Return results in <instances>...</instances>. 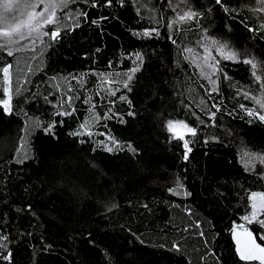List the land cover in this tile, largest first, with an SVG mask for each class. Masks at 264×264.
<instances>
[{"label": "trees", "instance_id": "obj_1", "mask_svg": "<svg viewBox=\"0 0 264 264\" xmlns=\"http://www.w3.org/2000/svg\"><path fill=\"white\" fill-rule=\"evenodd\" d=\"M97 2L59 9L55 41L41 35L11 57L0 52V69L19 52L39 49L41 60L12 83V114L0 108V257L11 253L0 264H260L239 258L230 230L249 211L248 192L264 194V163L245 155H264V122L245 111L264 114V90L243 63L254 59L264 81V5L222 0L225 12L215 0H188L201 15L170 29L188 10L181 0ZM100 17L108 19L91 23ZM142 28L160 35H133ZM230 51L238 59L224 58ZM3 86L0 70V100ZM25 117L32 131L21 163L13 155ZM169 120L196 135L174 138ZM53 123L55 136L46 135ZM259 220L264 213L244 225L264 246Z\"/></svg>", "mask_w": 264, "mask_h": 264}, {"label": "snow or ice", "instance_id": "obj_2", "mask_svg": "<svg viewBox=\"0 0 264 264\" xmlns=\"http://www.w3.org/2000/svg\"><path fill=\"white\" fill-rule=\"evenodd\" d=\"M69 2H74V0H36L35 3L31 2V0H4L3 8L4 13H0V24H4L5 27H0V37H3L5 39V43L0 44V49H7L6 54L7 56L11 57L13 56V51L10 47H8L9 44L12 43H18V40L13 39L14 36H19V40H24L26 38L25 33L22 31V29H27V36H32L33 33L36 34V38H39L41 35L45 37H49L53 41L58 39L61 35V29L59 27V20L57 18V12L59 9L67 8ZM85 4H91V7L96 8L99 7V4L97 0H83ZM121 6L124 5L126 0H119ZM181 3L188 7V10L183 11V14L177 13V16L174 20L169 22L167 24V27L172 29L175 27L176 24L180 23H186L188 21H192L197 19L201 13L191 9V7L188 5V0H181ZM215 3L217 5H220L222 8H224L225 12H229L230 9L225 7L222 0H215ZM261 5H264V0H260ZM39 4H43L44 7L41 11H36ZM113 0H105V7H112ZM13 11H18L20 13L21 17H26L16 19L13 18L14 22L9 23V17L8 13H11ZM173 11H176L173 9ZM211 11V9H209ZM257 11L264 12V7H261L257 9ZM138 14H140V8H137ZM80 17H83V19L87 20L88 13L81 11L78 14ZM108 19V17H100L97 20H93L91 23L96 25L97 27L100 26L101 21ZM49 25L55 26L54 30L51 32L49 31H43V29L47 28ZM79 21L76 22L75 27H79ZM264 27V25H262ZM250 31H254V29H249ZM206 31V30H205ZM155 34L157 37L160 35L159 30L156 28L153 29H145L142 33L140 32H134L133 35H136L140 38H151ZM171 38V37H170ZM213 44L218 45V51L223 54L226 50H228V45L224 43H220L219 41H216L213 39ZM173 43H175V40H173ZM186 52L191 53L193 50L191 48L184 49ZM99 51V49H97ZM207 51V49H205ZM136 60L140 61V63H143V57L141 54L136 53ZM238 53L235 51H230L227 56L224 58L226 59H238ZM135 63V61H134ZM218 63V62H217ZM243 63L251 65L252 68V75L254 76L255 80L260 83V87L262 90H264V81H262V75L257 73L258 63L254 59H245L243 60ZM213 68V75H215V72L218 71L217 64L213 63L212 65H209ZM12 68L11 64H8L4 66L2 69L3 75H4V82L5 84H8L9 82V73L10 69ZM136 71H139V65L131 70V72L134 74ZM262 71H264V68H262ZM133 79V76L131 74L128 75L127 81L124 83V87H129V82ZM210 79V78H209ZM210 82L215 84V81H212L210 79ZM213 91H216V88L213 87ZM4 95L7 97L6 99L0 100V108H2L5 115H11L13 112V107L11 103V96L9 95V88L4 87L3 89ZM17 94H19V90L17 89ZM114 94V93H112ZM245 96H247V93H245ZM121 99H126V97H121ZM129 103H131L129 101ZM256 103L260 106V108H264V98L256 99ZM213 107H216L213 105ZM241 107H244L243 105ZM247 114L249 116H257L258 119L262 122H264V114H259L256 111L252 109H245ZM60 115H70V113H59ZM128 115L132 116L135 115L133 112H129ZM215 113L210 114V119L215 118ZM55 127V123L48 125L47 128L44 129L45 134H52L55 136V133L53 132V129ZM81 127H85V125H81ZM167 128L170 132L174 133V138L177 139H183V134L181 132H178L177 129H186L188 133L195 136L196 135V129L188 126L183 121H171L169 120L167 122ZM82 133H70V135H81ZM90 134V133H89ZM83 142V141H81ZM113 145L115 147H119V143L113 140ZM129 150L133 151L135 153V149L132 148V145L129 144L127 146ZM104 148L107 152L111 153L114 151V147H110L108 145H104ZM184 160L187 161L189 158V153L192 151L191 147L189 146L188 141H184ZM246 156H249L250 159L258 160L261 163H264V155L258 154V153H251L245 154ZM23 162V161H18ZM169 191L175 193L174 189H169ZM186 195H191V193H185ZM259 197V200L261 201V208L264 209V194H258V193H252L250 196V199L254 200ZM147 207V205H144ZM253 211L251 215V219L248 216L244 217V220L251 223L253 220H256L257 217V205L254 202L253 205ZM261 226H264V220L258 221ZM233 236L234 239H236L237 243V253L239 255V258L242 261H259L260 264H264V246H261L260 244L256 243L253 239L252 233L248 232L247 230L244 231V243L241 245V240L239 238V234L236 233L235 229L233 230ZM2 239H7L6 237H3ZM174 248H176V245H173ZM5 260L11 259V253H9L8 256L0 257Z\"/></svg>", "mask_w": 264, "mask_h": 264}, {"label": "rangeland", "instance_id": "obj_3", "mask_svg": "<svg viewBox=\"0 0 264 264\" xmlns=\"http://www.w3.org/2000/svg\"><path fill=\"white\" fill-rule=\"evenodd\" d=\"M32 2L35 3L36 0H33ZM3 3H4V0H0V13H4ZM43 7H44L43 4H39V6L36 9V11H41L43 9ZM7 15L9 17V21H8L9 23H13L14 22L13 18H16V19L24 18V19H26V17H21L20 13L18 11H13L11 13H8ZM0 27H5V25L4 24H0ZM145 29H153V28H142L139 31L142 33ZM22 31L25 33L26 38L24 40H19V36L18 35L14 36L13 39L18 40L19 42L18 43H12V44L8 45V47H10L12 50L14 48H18V47L21 48L22 46L23 47H28V44L32 42L34 37H36L35 33H33L32 36H27V29H22ZM5 42H6L5 39L3 37H0V44H3ZM6 51H7V49H0V52L4 53ZM28 55H31V58L28 57ZM40 62H41V60H40L39 49H36V50H33V51L29 50V51H25V52H19V53L15 54V57H14L13 62H12V68L10 69V73H9V82H8V84H5L4 75H3V72L1 70L2 80H3V83H4L3 89H4V87H8L9 88V94H10L11 89L13 87L12 83H14V81L16 79V76L21 71V69L22 68H31L32 66L34 67L35 64H40ZM6 98L7 97L4 95L3 99H6ZM31 123H32V118L31 117H25V124H24V128L22 130V133H21L20 142H19V144H18V146L16 148V151H15V153L13 155V160H15V161H20V160L25 159L26 157L29 156L28 140H29V135H30V133L32 131ZM166 129L170 133L171 136H174V133L170 132L168 130L167 126H166ZM177 131H180L181 133H183V132L184 133H188L186 131V129H177ZM177 192H178V190H175V193H177ZM252 193L262 194L260 191H257V190H251V191L248 192L247 197H248V202H249L250 208H249L248 213L246 215L242 216V219H241V221L239 223L232 224V227L235 229V231H236V228H238L237 230H241V229L243 230L244 229L243 226H245L244 222L246 221V220H244L245 216H248L251 219V215H252V211H253L252 205H253L254 202L257 205V216L260 213H264V209L261 208V201L259 200V197H257L255 199V201L250 199V196H251ZM244 231L245 230H243V232L236 231L239 234V238L241 240V245H243L244 239H245L244 236H243ZM247 231L250 232L248 229H247ZM236 247H237V243H236Z\"/></svg>", "mask_w": 264, "mask_h": 264}, {"label": "crops", "instance_id": "obj_4", "mask_svg": "<svg viewBox=\"0 0 264 264\" xmlns=\"http://www.w3.org/2000/svg\"><path fill=\"white\" fill-rule=\"evenodd\" d=\"M237 223H239V222H237ZM234 224V223H233ZM239 227V226H238ZM244 227V229L243 230H247V228L245 227V226H243ZM233 227L231 226V230H230V234H231V238H232V240H233V242H234V247H235V251H236V249H237V247H236V240L234 239V236H233ZM238 228H236V231H240V232H243V230L241 229V230H237ZM237 234H238V232H236ZM236 253H237V251H236ZM238 254V253H237ZM239 256V255H238Z\"/></svg>", "mask_w": 264, "mask_h": 264}, {"label": "water", "instance_id": "obj_5", "mask_svg": "<svg viewBox=\"0 0 264 264\" xmlns=\"http://www.w3.org/2000/svg\"><path fill=\"white\" fill-rule=\"evenodd\" d=\"M178 132H180V131H178Z\"/></svg>", "mask_w": 264, "mask_h": 264}]
</instances>
